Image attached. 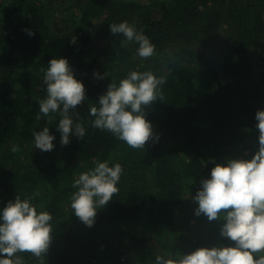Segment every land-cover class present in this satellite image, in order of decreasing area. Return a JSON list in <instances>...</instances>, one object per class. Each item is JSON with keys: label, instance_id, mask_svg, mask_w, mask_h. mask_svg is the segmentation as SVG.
<instances>
[{"label": "trees", "instance_id": "obj_1", "mask_svg": "<svg viewBox=\"0 0 264 264\" xmlns=\"http://www.w3.org/2000/svg\"><path fill=\"white\" fill-rule=\"evenodd\" d=\"M0 264H264V0H0Z\"/></svg>", "mask_w": 264, "mask_h": 264}]
</instances>
